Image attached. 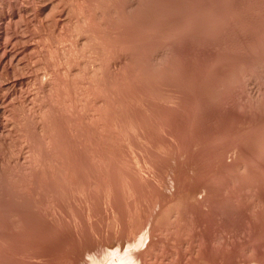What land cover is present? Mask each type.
<instances>
[{
  "label": "rangeland",
  "instance_id": "rangeland-1",
  "mask_svg": "<svg viewBox=\"0 0 264 264\" xmlns=\"http://www.w3.org/2000/svg\"><path fill=\"white\" fill-rule=\"evenodd\" d=\"M0 264H264V0H0Z\"/></svg>",
  "mask_w": 264,
  "mask_h": 264
}]
</instances>
